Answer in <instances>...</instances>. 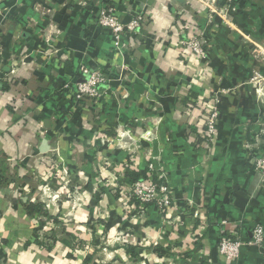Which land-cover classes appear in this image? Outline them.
<instances>
[{
    "label": "crops",
    "instance_id": "crops-1",
    "mask_svg": "<svg viewBox=\"0 0 264 264\" xmlns=\"http://www.w3.org/2000/svg\"><path fill=\"white\" fill-rule=\"evenodd\" d=\"M216 1L0 0V171L7 177L0 264H227L221 238L238 226L248 241L264 226V175L256 168L264 101L248 83L260 62L243 40L244 32L264 41V0H237L241 35L235 26L208 25V57L196 62L184 53L182 28L191 17L204 28L211 14L204 6ZM104 6H115L124 21L129 10L145 17L128 33L123 60L98 24ZM82 67L106 79L83 102L75 95ZM204 95L219 99L211 146L199 144L203 122L190 108ZM126 128L140 143L103 146V134L120 139ZM146 130L153 140H141ZM105 155L123 165L117 186L98 183L110 173ZM59 160L79 177L73 187L82 197L77 207L66 201L48 209L54 229L47 236L27 204H37L32 175ZM128 169L165 175L172 207L154 202L129 216ZM233 264H264V242L244 245Z\"/></svg>",
    "mask_w": 264,
    "mask_h": 264
},
{
    "label": "built area",
    "instance_id": "built-area-1",
    "mask_svg": "<svg viewBox=\"0 0 264 264\" xmlns=\"http://www.w3.org/2000/svg\"><path fill=\"white\" fill-rule=\"evenodd\" d=\"M119 10L115 6H104L98 13V24L100 27L109 30L115 39L116 56L123 60L124 49L126 48V38L129 32H138L140 27L145 22L144 15L135 13L133 10H129L130 20L124 21L123 17L119 14ZM184 36V53L200 56L204 54V47L207 45V40H204L205 33L200 31L199 24L195 18H189L182 28ZM124 48V49H123ZM82 79L76 82V98L83 102L86 98H91L98 95L99 85L106 81L101 72L91 71L87 67H82L80 70ZM66 86L65 88H68ZM196 106L197 111L207 112L206 122L204 124L203 137L208 142L214 141L218 134V120H219V102L204 104L202 99ZM200 116V115H199ZM264 133V132H263ZM144 139L150 140L153 133L150 130H146L142 135ZM133 141L135 139L132 138ZM105 141V140H103ZM110 141V140H109ZM114 141L115 140H111ZM256 168L264 175V156L256 158ZM153 166L150 165L149 170L153 171ZM156 177V179H155ZM149 176L148 179L139 180L131 185V197L140 201V207L144 212V207L150 203H156L161 208L168 209L172 207L173 200L169 189V183L165 175L160 174L156 176ZM46 191L45 189L43 190ZM49 207V204H47ZM43 213L38 219H42V223L38 224V230L42 232V235H47L54 229L53 218H44ZM197 215V213H196ZM37 216V215H36ZM238 226L234 227L231 232H227L225 236L221 238L219 244V254L227 264H233L236 262L241 254L242 247L246 244H252L255 246H262L264 242V226H256L253 230V238L251 240H243L238 234ZM238 234V239H230L227 235ZM48 236V235H47Z\"/></svg>",
    "mask_w": 264,
    "mask_h": 264
},
{
    "label": "rangeland",
    "instance_id": "rangeland-1",
    "mask_svg": "<svg viewBox=\"0 0 264 264\" xmlns=\"http://www.w3.org/2000/svg\"><path fill=\"white\" fill-rule=\"evenodd\" d=\"M239 1L237 0H221V1L217 0L216 2H214V4L212 3L209 4L210 6L209 5L204 6L207 9L209 8V12H211L209 16V22L206 23L204 28L201 27V25L199 24V21L195 17V20H197V23L199 24L200 31L205 33L204 40L208 41L209 39L205 31L208 25H210L209 28L214 27L215 24H217L218 27L235 26V29L233 30L235 31H237V29L239 30V28L235 25V22H234V19H235L234 14L236 15L235 13L237 10L236 6L238 7ZM219 2H221V4H219ZM238 34L241 35L240 32H238ZM243 35H242L243 40L245 39L244 41L247 42L249 46L247 49H248V55L250 59H252L256 63L257 61H259L262 64V66H264V41L262 40L258 41L256 40V38L246 35L244 32H243ZM208 47H209L208 45L204 47L203 55H200V56L190 55V56L196 62L207 60ZM260 63H259V67H260ZM259 67L253 69L252 76L249 79L248 83L253 89L254 93L260 98V100L264 101V73H262V70ZM209 96L210 97L208 98H206V96L204 98L200 97V98L195 99L193 102H190V108H191V103L196 107L198 105L197 103L200 102L199 99H202L205 105H208V103L210 104L212 100H214L215 102H217L218 100L219 102L218 97H213L211 95ZM218 109L220 113V107H218ZM199 115H200L199 116L200 122H206V118L208 115L207 112L205 113L203 111L201 112V114L199 113ZM202 128L204 131V124H202ZM142 135H141V140H146L143 138ZM113 137H114L113 134H110V135L103 134L101 136V139L105 140L102 143L103 146L107 148H112V146H119L120 149H126V148L134 147L136 144L140 143V141L137 140L139 139L138 138L139 135L138 136L136 135V131H130L128 128L124 130V134L120 136V139L119 137L117 138H113ZM132 138L135 139V141H133ZM113 139L115 140V142L111 141ZM150 140H153V138H151ZM150 140H146V141H150ZM203 140L206 141L204 145H207V146L209 145L211 146L213 142L215 141L214 140V141L208 142L206 139H203ZM100 160H101V164L103 165V167L106 169H109L110 173L104 181H98V183L106 184L108 182L107 185L109 186H112V185L117 186L116 179L118 177V172L120 170H123V165H119V163L112 162L111 158H109L107 155H105V157H102ZM152 176L155 177L156 174L152 173ZM32 177L33 179L31 181L34 184V187H36L38 191V197L36 198V202L37 204L43 205V207L39 208L35 213L37 215L35 218L37 219L38 224L43 222L42 219L40 220L38 219V217L42 216L43 212L47 213L46 215H43L44 218H48V217L52 218V214H50V211L48 209L52 207L53 205H58L66 201H70V202L73 201L75 206L77 207L78 204L81 202L82 190L80 189V187L74 190V187H73V184L76 185L77 187L80 185L77 182L79 177H77L75 173H71L69 169H66L63 163L61 162V160H59V162L57 163V166H55L53 170L49 169L46 172L37 174V176L32 175ZM99 187L102 188L101 186ZM44 189L46 190L45 192L43 191ZM118 189L120 191L121 188L119 187ZM124 193H125L124 195H126L127 197L126 210L129 216L143 214L141 213L142 210L140 207V201L137 199H133L131 197V190H127ZM132 201H133V205H131L130 203ZM47 204H49V207H47ZM148 206L149 204H147L146 206H143L144 212H146V210L148 209ZM218 252H219V246H218Z\"/></svg>",
    "mask_w": 264,
    "mask_h": 264
},
{
    "label": "trees",
    "instance_id": "trees-1",
    "mask_svg": "<svg viewBox=\"0 0 264 264\" xmlns=\"http://www.w3.org/2000/svg\"><path fill=\"white\" fill-rule=\"evenodd\" d=\"M204 137L203 135H201L199 137V144H203L205 143L206 141L203 140ZM151 175L150 172L148 171H144V172H139L137 170H133V169H128L127 172H126V182L128 184H131L133 185L135 182L139 181V180H144V179H148L149 176ZM156 179V177H155ZM5 181H7V177L4 175L3 172L0 171V186L5 183ZM28 206V209L30 210V212L34 215L36 213V211L39 209V208H42L43 205L42 204H33L32 202L27 204ZM34 212V213H33ZM43 213H46V212H43ZM47 214V213H46ZM225 236V235H224ZM227 237H229L230 239H238V234H230V235H227ZM200 264H211L210 262L204 260L202 261Z\"/></svg>",
    "mask_w": 264,
    "mask_h": 264
},
{
    "label": "water",
    "instance_id": "water-1",
    "mask_svg": "<svg viewBox=\"0 0 264 264\" xmlns=\"http://www.w3.org/2000/svg\"><path fill=\"white\" fill-rule=\"evenodd\" d=\"M28 199V196L27 197H25V200H27Z\"/></svg>",
    "mask_w": 264,
    "mask_h": 264
}]
</instances>
